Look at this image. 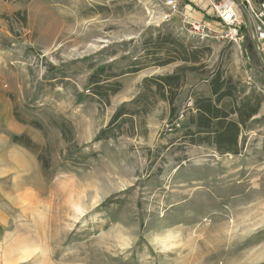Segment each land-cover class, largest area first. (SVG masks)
Returning a JSON list of instances; mask_svg holds the SVG:
<instances>
[{
	"label": "rangeland",
	"instance_id": "1",
	"mask_svg": "<svg viewBox=\"0 0 264 264\" xmlns=\"http://www.w3.org/2000/svg\"><path fill=\"white\" fill-rule=\"evenodd\" d=\"M163 12L153 0H0V87L38 165L28 190L6 186L0 264H264V66L227 29L201 40ZM157 35L196 63L122 75L107 106L88 92L95 67L120 73ZM183 66L197 69L179 71L171 113L143 81ZM215 76L236 104H260L236 155L187 135L189 99L211 97ZM122 105L131 115L96 140Z\"/></svg>",
	"mask_w": 264,
	"mask_h": 264
},
{
	"label": "trees",
	"instance_id": "2",
	"mask_svg": "<svg viewBox=\"0 0 264 264\" xmlns=\"http://www.w3.org/2000/svg\"><path fill=\"white\" fill-rule=\"evenodd\" d=\"M240 33L244 34L243 49L246 52H253L255 48L245 28L242 27ZM166 37H170V35ZM148 39L151 41V45L145 44L146 49L144 55L141 56L140 59L134 60L132 64H129L120 73L113 72L110 65H101L95 67L88 77V92L97 97L104 106L109 105L110 98L120 90L121 85L117 81V78L122 75L137 73L148 67H164L177 61L196 63L198 59L196 52L189 54L186 48L181 45L179 49L173 45L166 46L164 44H158L157 42L160 39L159 35L154 36V38L151 36ZM148 45L150 47H148ZM195 69L197 68L193 66H183L171 75L145 79L143 81V88L148 91H153V93L157 94L161 99L166 100L170 106V112L172 113L174 111L172 108L173 101L177 96V91L182 87L183 82V76L180 75L179 71L183 73L184 71H194ZM150 84H153L152 86L154 88H151ZM210 88L211 97H199L193 100V109L189 110L194 111V113L191 112L187 120L189 126L187 135L192 139L191 143L193 144L205 143L213 147L217 152L236 155L239 153V138L242 129H244L248 121L258 114L260 104L258 102L252 103L250 99L236 104L233 96L234 89L231 88V84L228 81L222 80L219 76H215L210 80ZM140 97L139 95L138 99L135 101H138L137 103L140 104V108H143L145 103L144 101L142 102V100H144V98ZM131 113L132 112L127 110L125 105L120 106L115 111L108 126L99 132L96 140L101 141L106 139L107 132L119 118L122 116H129ZM13 115L18 122L25 124L18 118L14 108ZM31 126L40 129V125L36 123H32ZM65 130V128H61L63 137H66ZM69 133H71L70 130ZM11 139L14 143L22 145L27 150H33L32 142L26 135H13ZM46 165L47 164L43 163V168H45Z\"/></svg>",
	"mask_w": 264,
	"mask_h": 264
},
{
	"label": "built area",
	"instance_id": "3",
	"mask_svg": "<svg viewBox=\"0 0 264 264\" xmlns=\"http://www.w3.org/2000/svg\"><path fill=\"white\" fill-rule=\"evenodd\" d=\"M159 2L165 12L162 13V22L170 21L174 15H179L182 25L180 29L192 37L201 40L218 33V28H225L234 41H242L244 34L240 29L245 28L240 6L246 10L251 22L255 38L259 47L264 52V0H239V5L234 0H153ZM184 4V5H182ZM189 12H198L208 18L196 20ZM187 109H193V101L189 99ZM182 117V116H181Z\"/></svg>",
	"mask_w": 264,
	"mask_h": 264
},
{
	"label": "crops",
	"instance_id": "4",
	"mask_svg": "<svg viewBox=\"0 0 264 264\" xmlns=\"http://www.w3.org/2000/svg\"><path fill=\"white\" fill-rule=\"evenodd\" d=\"M196 20H208L203 14L189 12ZM28 126L18 122L13 115V104L5 90L0 87V238H4L5 203L10 193L6 186L17 187V190H28L27 186H34L29 181V175L36 178L38 165L35 158L22 145L14 143L11 136L27 134ZM11 186V187H10ZM20 186V187H18ZM23 186V187H21Z\"/></svg>",
	"mask_w": 264,
	"mask_h": 264
},
{
	"label": "water",
	"instance_id": "5",
	"mask_svg": "<svg viewBox=\"0 0 264 264\" xmlns=\"http://www.w3.org/2000/svg\"><path fill=\"white\" fill-rule=\"evenodd\" d=\"M235 3L237 5H239V0H234ZM240 6V10H241V14H242V17H243V20H244V23L245 25L247 26L249 32H250V35H251V42L253 43V46L254 48L257 50V53H258V57L260 58L263 66H264V60H263V51L262 49L259 47V44L255 38V35H254V31H253V28H252V25H251V22L249 20V17H248V14L246 12V10L244 9L243 6L239 5Z\"/></svg>",
	"mask_w": 264,
	"mask_h": 264
},
{
	"label": "bare ground",
	"instance_id": "6",
	"mask_svg": "<svg viewBox=\"0 0 264 264\" xmlns=\"http://www.w3.org/2000/svg\"><path fill=\"white\" fill-rule=\"evenodd\" d=\"M250 37V39H251V36H249Z\"/></svg>",
	"mask_w": 264,
	"mask_h": 264
}]
</instances>
